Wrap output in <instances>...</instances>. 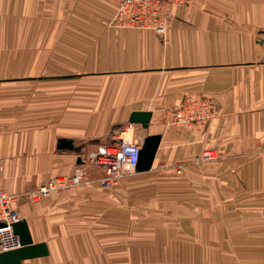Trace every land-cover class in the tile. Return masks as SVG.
<instances>
[{"label": "crops", "instance_id": "1", "mask_svg": "<svg viewBox=\"0 0 264 264\" xmlns=\"http://www.w3.org/2000/svg\"><path fill=\"white\" fill-rule=\"evenodd\" d=\"M115 7L112 0H0V188L25 194L13 206L34 242H47L50 251L21 264H111L106 257L61 258L68 248L108 249L92 236L80 245L61 241L70 232L90 233L62 228L78 212L92 217L101 207L103 220L109 217V191L94 180L102 168L87 167L89 183L38 200L26 193L71 174L111 122L129 123L136 110L151 111L149 127L128 126L125 141L161 134L152 168L130 175L119 188L143 208L135 227L137 264H264V0L171 7L164 37L104 25ZM65 32L67 55L46 48ZM51 57L55 65L47 67ZM60 57L85 59L84 67L71 70L76 75L108 73L109 58H116L123 81L116 96L90 77L46 83V75L65 72ZM35 74L44 78L31 85ZM30 87L37 97L14 93ZM187 97L212 99L214 115L167 126L164 113ZM59 137L74 138L80 150L58 148ZM206 150L218 158L196 162ZM124 231L121 226L115 233Z\"/></svg>", "mask_w": 264, "mask_h": 264}, {"label": "built area", "instance_id": "2", "mask_svg": "<svg viewBox=\"0 0 264 264\" xmlns=\"http://www.w3.org/2000/svg\"><path fill=\"white\" fill-rule=\"evenodd\" d=\"M115 12L109 19L101 22L107 26L120 28L150 29L165 36L171 23V7L184 6L192 0H112ZM214 103L208 97H187L180 106L168 109L164 113L167 125L181 123H202L214 115ZM129 126V123H128ZM143 136L131 141L114 136L110 141L100 144L97 149L87 152L82 164L76 166L69 175L55 176L43 181L36 189L26 193L38 200L52 193L73 186L89 183L86 167L89 164L102 168L105 172L101 179L109 186L124 181L137 172L139 151L144 142ZM218 158L214 150H206L195 157L196 162H211ZM25 194L10 193L0 188V253L21 247V239L14 232L13 224L22 218L21 210L13 203Z\"/></svg>", "mask_w": 264, "mask_h": 264}, {"label": "rangeland", "instance_id": "3", "mask_svg": "<svg viewBox=\"0 0 264 264\" xmlns=\"http://www.w3.org/2000/svg\"><path fill=\"white\" fill-rule=\"evenodd\" d=\"M63 28L69 29V26L62 27V29ZM67 34H68L67 32H65L63 35H61L60 33L57 36L58 39H56V41H53L52 43L49 42L46 43V48L48 50L56 49L57 51H59L58 54L62 53L67 55V53L70 51V48L68 47L71 46V43L67 40L69 38V35ZM34 44L37 45V43H31V45ZM84 60L85 59H78L76 61L75 59H66L61 57L57 58V63H59V66L62 68V70L65 71L64 73H60V75L58 74L46 75V78H44V75L35 74L30 76L31 80L29 81L31 85H35L39 82V80H41L39 78L40 76L44 78V81L46 83L57 82V81L79 82V81L87 80V77H90V80H93L95 83H97L100 86H102V84L109 85V88L111 90V94H110L111 99L113 96H116L114 94L117 92L118 84L123 83V81H119L120 78H118V72H115L118 69L117 68L119 65L118 60L116 58H111V57L109 58L111 64L108 73L76 75L75 73L71 72V70H73L75 66L84 67L85 66ZM95 60L99 62L102 61V59H95ZM46 65L47 67L49 65L50 66L55 65V58L54 57L46 58ZM54 77H57V79ZM29 91L31 97H37L38 92L35 88L32 87H30L28 92L26 90L23 91L19 89L14 93L18 94L17 97H21L24 93H29ZM111 110H113V107H111ZM178 125L180 124L167 125V126H178ZM127 129L129 130L127 122L126 123L111 122L109 129L106 130V132L103 135L99 136L98 138L100 141L99 143L100 144L106 143V141H110L111 138H113L114 136L121 137L123 133L127 132ZM132 129L134 134V128ZM133 136L136 137L137 135L134 134ZM99 143L95 142L94 144H99ZM87 152H85V154ZM87 167H96V166L89 164L87 165ZM94 170L96 171V169ZM104 174L105 172L99 177L100 179H94V180L101 181V179L104 177ZM93 175L94 176L91 178H95V174ZM89 180H91L90 177ZM123 182L124 181H120L116 184L109 186H105L102 184L109 191L110 212L108 218L106 217L103 220V218L101 217V215L103 214L101 207L99 208L95 207L94 215L92 217L87 216L86 218H83L81 212H78L77 216L71 219V223H68L66 226L62 227L64 229L67 228L71 231L75 229H76L75 231H79L81 229H87L88 231H90V233L70 232L67 234H63V236H61V241H65L67 243H69V241H73L75 242L76 245H80V241L85 242L88 237L92 236L94 238V241H97L100 246L101 244L104 243V245L108 246V249L68 248L61 250V258L65 259L67 257H70L72 259L76 258L77 260H79L81 258H86V257H94L95 259H99V258L105 259L106 257L109 259L111 264H137V230L135 232V227L137 229L138 226L137 221L140 220L139 211L137 210H143V208L138 205L139 203L137 204V200L136 201L134 200L133 195L131 196V199H129L127 196H125L123 193L119 191V188ZM121 211H126L127 212L126 215ZM165 219L163 218L160 220L163 221ZM169 221L172 222L171 219ZM121 226L124 227L125 231L121 232L119 235L115 233V231L118 230V228ZM96 232H98V234H96ZM103 232L104 233L108 232V234L107 233L102 234ZM69 244H72V242H70ZM163 249L159 251V257L161 261H166L164 259L165 255L163 253Z\"/></svg>", "mask_w": 264, "mask_h": 264}, {"label": "water", "instance_id": "4", "mask_svg": "<svg viewBox=\"0 0 264 264\" xmlns=\"http://www.w3.org/2000/svg\"><path fill=\"white\" fill-rule=\"evenodd\" d=\"M151 111H132L129 116V126L134 123L141 124L143 128H148L151 121ZM122 139H124L121 136ZM161 134H148L139 151V159L136 166L138 172L150 170L153 166L157 150L160 146ZM58 148L80 150V145L71 137H59ZM81 160V156L78 159ZM3 223L0 222V226ZM13 229L20 236L21 247L7 250L0 253V264H21L26 259H31L49 254L47 242H34L26 219H21L13 224Z\"/></svg>", "mask_w": 264, "mask_h": 264}]
</instances>
